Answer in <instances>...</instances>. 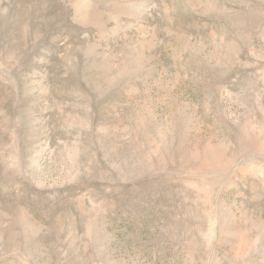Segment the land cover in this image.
I'll return each mask as SVG.
<instances>
[{
  "label": "rangeland",
  "instance_id": "1",
  "mask_svg": "<svg viewBox=\"0 0 264 264\" xmlns=\"http://www.w3.org/2000/svg\"><path fill=\"white\" fill-rule=\"evenodd\" d=\"M0 264H264V0H0Z\"/></svg>",
  "mask_w": 264,
  "mask_h": 264
}]
</instances>
